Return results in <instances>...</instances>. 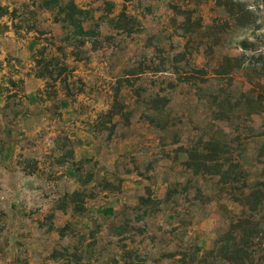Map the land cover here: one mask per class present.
Listing matches in <instances>:
<instances>
[{
	"label": "rangeland",
	"instance_id": "1",
	"mask_svg": "<svg viewBox=\"0 0 264 264\" xmlns=\"http://www.w3.org/2000/svg\"><path fill=\"white\" fill-rule=\"evenodd\" d=\"M221 16L213 0H0V264H201L264 180V76L224 61L243 32Z\"/></svg>",
	"mask_w": 264,
	"mask_h": 264
},
{
	"label": "trees",
	"instance_id": "2",
	"mask_svg": "<svg viewBox=\"0 0 264 264\" xmlns=\"http://www.w3.org/2000/svg\"><path fill=\"white\" fill-rule=\"evenodd\" d=\"M213 2L222 10L220 19L223 20L224 27L231 31L243 32L242 36L237 38V47L241 52L234 56H225L224 61L234 60L237 68L248 67L254 70L258 77L264 76V16L259 13L260 7H264V0H213ZM65 10V22L79 29L80 42H84L88 30L82 25L80 15L83 10L73 1L68 3ZM44 71L41 76L56 78L48 65ZM45 73H49L48 76ZM219 73L226 75L228 72L223 70ZM251 99L261 105L263 96L255 92ZM262 148L264 149V142ZM214 155L217 157L221 154L215 152ZM201 158L203 160L196 164L198 168L206 165L204 160L215 159L212 156L206 157L205 154H202ZM223 174L226 177L231 174L229 167ZM244 189L237 197L241 206L240 213L234 217L228 229L214 241L212 248L200 256L201 264H264V180H258L251 185L246 183Z\"/></svg>",
	"mask_w": 264,
	"mask_h": 264
}]
</instances>
